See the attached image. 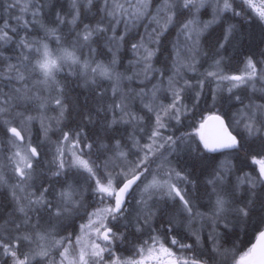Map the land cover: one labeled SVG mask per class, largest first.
<instances>
[{"label": "snow or ice", "instance_id": "obj_1", "mask_svg": "<svg viewBox=\"0 0 264 264\" xmlns=\"http://www.w3.org/2000/svg\"><path fill=\"white\" fill-rule=\"evenodd\" d=\"M240 5L0 0V264H264V48L224 71L264 0Z\"/></svg>", "mask_w": 264, "mask_h": 264}, {"label": "trees", "instance_id": "obj_2", "mask_svg": "<svg viewBox=\"0 0 264 264\" xmlns=\"http://www.w3.org/2000/svg\"><path fill=\"white\" fill-rule=\"evenodd\" d=\"M236 4H237V10H240V7H241L240 1L236 2ZM244 10H245V12L249 11L246 8V6L244 7ZM236 18H235L236 20L234 19V22L240 21L239 17H236ZM241 23H242V28H241L242 37L239 40L238 47L236 49L229 48V50L226 53H224V55L226 57V61H225L226 65L224 64V71L226 73H229V74L239 73V72H241V69H243V65L241 63V60L243 59V55H237V52L244 54V53H247L248 51L256 49L257 47L264 48V31H262V29H264V26L259 25L258 22L254 21V19H253V21L244 20ZM170 38H174V33L172 34V37H170ZM126 53H124V61L125 62L127 59L131 58L130 52L127 53L129 55H127ZM127 56H129V57L127 58ZM162 59H163V57H162ZM203 60L201 61L202 62L201 65L198 66L199 70L201 72L208 69L209 64L211 63L210 59H209L210 60L209 62H207V61L205 62V59H203ZM157 66L159 67V65H157ZM189 75L191 76L193 74L190 73ZM75 91L78 93L81 90L75 89ZM133 107L136 110H139V102L138 101L134 102ZM231 111H235V109H232ZM77 121H78V118H76L75 114H73V117L70 118L69 120H67L65 122V124L67 125V128H75ZM185 125H186V123L184 124L183 129L186 128ZM124 130L125 129L122 126L120 128V132H122V131L124 132ZM129 131H130V129H129ZM56 135H59V133H57ZM55 138H56V136H53V139H55ZM32 139H33L34 143H38L40 140L43 139L41 132H40V125L37 122L34 124V126L32 128ZM48 149H49L48 145H44L42 148V150H43L42 152L44 153L46 158H48ZM92 158L96 159L95 156H93ZM196 175H199V173H196ZM80 222L81 221H77L76 230H78V224ZM159 225H160V221L157 220L155 222V226L159 227ZM68 231H73V229L70 228V229H68ZM251 239H252L251 230H249L248 234L245 235L244 231L239 227L235 230V235L232 236V240H235L237 242L238 246H240V247H246L249 244V241ZM184 242L189 243L191 241L185 240ZM229 246H230V243H229ZM123 248H124V246H121V254L122 255L129 254L127 251H124Z\"/></svg>", "mask_w": 264, "mask_h": 264}, {"label": "rangeland", "instance_id": "obj_3", "mask_svg": "<svg viewBox=\"0 0 264 264\" xmlns=\"http://www.w3.org/2000/svg\"><path fill=\"white\" fill-rule=\"evenodd\" d=\"M238 1H240V0H236V2H238ZM202 18L206 20V19L209 18V16L205 15V16H203ZM140 31L142 32L143 29L141 28ZM130 54H131V53H130ZM127 60H128V59H127ZM127 60H126L125 63H127ZM201 60H202V59H201ZM209 61H210V60L207 59V62H209ZM205 62H206V59H205ZM204 64H205V63H204ZM242 70H243V69H241V71H242ZM234 74H235V73H234ZM51 114H52V113H50V115H51ZM187 122H188V121H185V123H186L185 126H187ZM37 123H38V122H37ZM32 128H33V127H32ZM179 128H181V130L177 131L178 133L176 132V133H175L176 135H179L181 132H183V131L186 129V128L183 129V126H179ZM130 159H134V157H130ZM127 255H128V254H127Z\"/></svg>", "mask_w": 264, "mask_h": 264}, {"label": "bare ground", "instance_id": "obj_4", "mask_svg": "<svg viewBox=\"0 0 264 264\" xmlns=\"http://www.w3.org/2000/svg\"><path fill=\"white\" fill-rule=\"evenodd\" d=\"M236 19H237V18H236ZM236 19H235V20H236ZM127 53H128V52H127ZM127 53H126V54H127ZM127 55H129V54H127ZM128 57H129V56H127V58H128ZM202 60H203V59H202ZM202 60H201V61H202ZM203 61H204V60H203ZM206 61H207V60H206ZM201 63H202V62H201ZM229 63H230V62H229ZM225 65H226V64H225ZM232 66H233V65H232ZM187 123H188V122H187ZM38 124H39V123H38ZM183 128H184V127H183ZM122 130H123V129H122ZM179 130H181V128H179ZM122 132H123V131H122ZM122 132H121V133H122ZM177 133H178V132H177ZM35 140H36V139H35ZM42 151H43V150H42ZM44 151H45V150H44ZM189 243H190V242H189Z\"/></svg>", "mask_w": 264, "mask_h": 264}]
</instances>
